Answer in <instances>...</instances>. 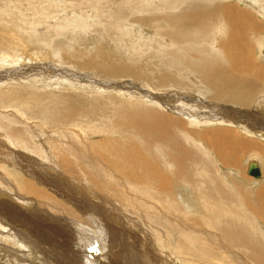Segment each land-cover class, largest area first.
I'll list each match as a JSON object with an SVG mask.
<instances>
[{"label":"rangeland","instance_id":"374dc122","mask_svg":"<svg viewBox=\"0 0 264 264\" xmlns=\"http://www.w3.org/2000/svg\"><path fill=\"white\" fill-rule=\"evenodd\" d=\"M214 8L215 17H205ZM195 13L199 24L181 18ZM234 23H247L243 37L250 45L237 64L226 48L230 32L239 30ZM260 56L264 0H0V210L26 214L30 225L21 227L28 236L22 241L20 229L0 219V264H101L89 249L104 264H151L146 255L156 250L137 241L147 227L161 242L162 264H264V86L249 97L207 86L212 98L204 87L182 92L191 89L185 75L198 73L180 66L185 58L193 69L207 59L208 70L215 63L230 79L263 85ZM84 58L101 67L82 65ZM124 63L132 70L110 73ZM145 70L169 71L188 86L149 88L137 73ZM140 81L143 92L134 90ZM161 113L176 121L169 141H149L150 130L162 125L149 121ZM223 130L231 147L242 148L240 158L220 149L230 157L223 161L211 148ZM179 147L199 158L181 172L171 168L182 158ZM252 160L260 180L247 175ZM191 170L198 181H182ZM38 227L44 236L52 234L47 227L55 230L58 241L47 246L33 233Z\"/></svg>","mask_w":264,"mask_h":264},{"label":"bare ground","instance_id":"6f19581e","mask_svg":"<svg viewBox=\"0 0 264 264\" xmlns=\"http://www.w3.org/2000/svg\"><path fill=\"white\" fill-rule=\"evenodd\" d=\"M231 1V0H230ZM246 1H248V0H243V2L244 3H246ZM251 2V1H250ZM198 7V6H197ZM201 7V6H200ZM202 8V7H201ZM193 10V9H192ZM206 10V9H205ZM209 10V9H208ZM210 10H214L212 13H208V14H206L205 15V17H207V16H210V17H215V10H217L216 8H214V9H210ZM199 11H201V10H199ZM203 11V10H202ZM206 12V11H205ZM192 13H193V11H192ZM200 13V12H199ZM191 14V13H190ZM181 18L182 19H185V20H192V19H195V20H193V24H199L200 23V20H201V15H197L196 13L195 14H193V15H186V14H181ZM48 19V18H47ZM247 17H246V22H247ZM41 20H42V18H41ZM44 20V19H43ZM46 20V19H45ZM44 20V21H45ZM185 24V23H184ZM235 25H238L239 26V30H236V29H234V31L236 32V33H231L230 32V39H229V44L227 45V49H228V51L230 52V54H231V56H232V64H237V63H241L242 62V58H245V50L248 52L250 49H249V47H250V45H248V43L246 44V42L244 41L245 39H244V37H243V35H245L244 34V29H245V27L247 28V23L246 24H243V26H241L240 24H238V23H234L233 24V26H235ZM232 26V27H233ZM261 27V26H260ZM108 28V27H107ZM109 29V28H108ZM107 29V30H108ZM228 29V28H227ZM252 29V28H251ZM80 30V29H79ZM89 30V29H88ZM87 30V31H88ZM106 30V29H105ZM244 30V31H243ZM254 30V29H253ZM219 31V30H218ZM217 31V32H218ZM106 33V32H105ZM223 35H225L224 33H222ZM217 36V35H216ZM196 37V36H195ZM104 38V37H103ZM116 38V37H115ZM199 39V38H198ZM201 40V39H200ZM226 40V39H225ZM123 41V40H122ZM127 41H128V43H129V40L127 39ZM127 41H124V42H127ZM123 42V43H124ZM262 42V41H261ZM99 43H100V41H99ZM120 43V42H119ZM131 43V42H130ZM114 44V43H113ZM127 44V43H126ZM135 44V43H134ZM121 45V44H120ZM119 45V46H120ZM221 45V44H220ZM219 45V46H220ZM223 45H224V43H223ZM222 45V46H223ZM245 45V46H244ZM125 46V45H124ZM130 46H132V45H130ZM130 46H128V44H127V46H125V47H130ZM121 48H122V46H121ZM225 49V48H224ZM234 49H236V50H238V52H235L234 51ZM125 50H128V49H125ZM130 50V49H129ZM128 52V51H127ZM215 52V51H214ZM213 52V53H214ZM225 52V51H224ZM129 53V52H128ZM200 53V52H199ZM227 54V53H226ZM213 56H214V54H213ZM230 56V55H229ZM215 57V56H214ZM226 57H227V55H226ZM229 58H231V57H229ZM229 58H228V60H229ZM92 60V61H91ZM206 60V61H205ZM199 62H197L196 64H195V67H194V69H193V66H192V64L185 58L182 62H180V66H181V68L185 71V72H197L198 73V75H197V77L194 75V74H192V76H189L188 75V73L185 75V79L186 80H190L191 79V81H190V84H189V86H190V90H188V91H184V90H181L182 92H196V93H200V92H202V89H203V87H204V93L208 96V97H210V98H212V96L213 95H215V94H213V92L214 91H216V90H224V91H226V93H228L229 92V94H230V92H235V93H239V94H241V95H244V96H247V97H249V96H251V95H253V94H257V92H259L260 91V86H262V88H263V86H264V84L262 85H259V82L257 81V80H254L253 78H251V79H237V78H228L226 75H225V70H224V68L223 67H218V66H216V64L215 63H212L211 64V69H209L208 70V68H207V65L205 64V62H207V61H210V60H207V59H202V60H198ZM203 61V62H202ZM231 61V60H230ZM260 61H264V58L263 57H261L260 56ZM187 62V63H186ZM229 62V61H228ZM82 65H84V66H86V65H94V66H97L98 68H99V66L101 67V65H100V63L99 62H97V61H95V60H93V59H91V58H84L83 59V61H82ZM103 65V64H102ZM223 66H225V65H223ZM110 67V66H109ZM108 67V68H109ZM118 67V68H117ZM117 67H110L109 68V70H110V73H111V71H113V72H115V73H118V72H125V71H128V70H132L131 69V67H130V65H128L127 63H124V64H122V65H118ZM218 67V68H217ZM227 68L229 69V67L227 66ZM106 70V69H105ZM262 71V73H264V69L263 70H261ZM109 73V74H110ZM137 73H139V77L140 78H143V79H145L147 82H149L148 83V85L149 84H152V85H149V88H150V86H152V87H154L153 86V84L154 85H161V84H163V85H167V86H172V85H174V87H177V88H184V87H187L188 85H187V81H185V80H182V79H174L173 78V76L170 74V72L168 71L167 73H165V74H157V75H155V74H152V73H147L146 72V70H145V72L144 71H138ZM112 74V73H111ZM81 75V74H80ZM84 75V74H83ZM74 76H76V75H74ZM229 77H233L232 76V74H229L228 75ZM157 77V78H156ZM82 78H84V77H82ZM84 79H86L87 81H88V79L87 78H84ZM201 79H203L205 82L204 83H201V84H199L198 82H200L201 81ZM89 82H95V81H89ZM146 83H142V81H140V83H137V82H135V86L134 87H136V86H138L139 88H134L133 86H131V87H129V90H127V91H132V90H130V89H133L134 88V90H136V91H140V92H143L142 91V88H145V87H143L144 85H145ZM100 85V87H104L103 85H101V84H99ZM109 85V84H108ZM107 85V86H108ZM113 86H115V88H114V90H116L117 89V87H119L120 88V86H119V84H118V82H114L113 83ZM140 86H141V88H140ZM206 86L207 87H212L213 89H210V90H212L213 92H212V96L211 95H209L208 93H207V88H206ZM122 88H125L126 86H121ZM171 88V87H170ZM193 89V90H192ZM104 90V89H103ZM106 90V89H105ZM160 90V89H159ZM117 91H118V89H117ZM121 91V90H120ZM180 91V92H181ZM140 92H138V93H140ZM150 91H148V95H150L151 93H149ZM222 92V91H221ZM217 93V92H216ZM220 93V92H219ZM226 93L225 94H223V95H226ZM218 94V93H217ZM123 95V94H122ZM221 95V94H220ZM219 95V96H220ZM222 95V96H223ZM257 95H259V93L257 94ZM154 96V95H153ZM232 95H230L229 97H231ZM139 97V96H138ZM188 97V96H187ZM217 97V96H216ZM246 97V98H247ZM221 99V98H220ZM225 99H226V97H225ZM222 100V99H221ZM238 100V99H237ZM250 100V99H249ZM223 101V100H222ZM191 102V101H190ZM194 102V101H193ZM196 102H197V100H196ZM242 101H240V103H241ZM256 104V103H255ZM202 110V109H201ZM240 112V111H239ZM180 116V115H179ZM179 121V123H182L183 121L182 120H178ZM150 123H157V122H160V123H162V125H161V127L159 128V129H156V130H150L151 132L149 133V134H147V137H146V139L147 140H149V141H151L152 140V136H153V142L155 141V142H161V141H169V134H170V132H171V128H172V126H175V123H176V121H175V119L171 116V115H167V114H163V113H161V114H158L157 116H156V118L154 119V120H152V121H149ZM230 122V121H229ZM232 122V121H231ZM5 123V122H4ZM130 125H128V126H132V129H133V125H132V123H130V122H128ZM125 126H126V124H125ZM36 130V129H35ZM34 131V130H33ZM211 131V130H210ZM222 131V130H221ZM35 132V131H34ZM15 133V132H14ZM17 133H19V132H17ZM38 134V133H37ZM200 134V133H199ZM215 135H216V138L215 137H213V139H212V144H210V146H212L211 148L212 149H215V151L218 153V155L220 156V158L224 161H226V162H228L230 159V157L229 158H226V156H228L230 153H234V157L236 156V157H239V154H237L238 153V151L239 150H241L242 148H239V147H235V148H233V147H231L232 146V139L230 138V135L228 134V133H225V131L223 130V132H215ZM19 136H22V134L21 135H19ZM209 137V136H208ZM211 139V138H210ZM209 140V139H208ZM211 141V140H210ZM158 144V143H157ZM162 144V143H161ZM162 146V145H161ZM163 147V146H162ZM183 147V146H182ZM182 147H179L178 149H175V151L177 152V153H179V155L180 156H182V158H179V165H177V166H174V165H172V167L171 168H176L178 171H182V165L183 164H185L186 162H187V160H189V161H192V164L193 163H198L199 162V158L196 156V155H192V153H188V149H182ZM242 147V146H241ZM220 149H223V151H224V149L226 150V153H229V154H226V156L221 152V153H219L220 152ZM167 157V156H166ZM240 158V157H239ZM84 159H87V157H84ZM90 158H88L87 160H89ZM236 159V158H235ZM252 161H255L256 163H257V166L259 167V169H260V172H261V177L260 178H255V177H252V176H249L248 174V176L249 177H252V178H254L255 180H260V179H262L263 178V173H262V170H261V167H260V165H259V162L257 161V160H252ZM251 161V162H252ZM171 162V161H170ZM203 162H204V164L205 163H207L208 162V160H203ZM250 162V163H251ZM89 163H90V165H93L94 164V162H90L89 161ZM139 163H141V162H139ZM138 163V164H139ZM249 163V164H250ZM137 164V163H136ZM200 164V163H199ZM146 166V165H145ZM192 166V165H191ZM249 166V165H248ZM156 167V166H155ZM158 167V166H157ZM140 168H141V166H140ZM147 169V168H146ZM151 169V168H150ZM159 170V169H158ZM141 171V170H140ZM139 171V172H140ZM248 171V170H247ZM137 172H138V170H137ZM142 172H145L144 171V169H143V171ZM151 174H154L155 173V170L153 171V172H150ZM161 173H163V172H161ZM32 174V173H31ZM37 174V172H35V174H33L34 176ZM146 174V173H145ZM149 174V173H148ZM150 174V175H151ZM191 174V175H190ZM190 174H185V175H183L182 177H181V180L183 181V180H185V178L187 179V180H185V181H188L190 184H193L194 182H197L198 180H197V177H196V173L193 171V170H191V172H190ZM38 175V174H37ZM40 175V174H39ZM147 175V174H146ZM158 175V174H157ZM163 175V174H162ZM2 176V175H1ZM41 176V175H40ZM138 176H140V175H138ZM143 176L145 177V175H144V173H143ZM159 176V175H158ZM41 177H43V176H41ZM148 177V176H147ZM147 177L145 178V179H147ZM150 177V176H149ZM160 177V176H159ZM165 176H163V177H161L162 179L164 178ZM137 178V177H136ZM140 178H141V176H140ZM158 178V177H157ZM156 178V179H157ZM167 178H169L168 176L165 178V179H167ZM5 179V178H4ZM48 179V178H47ZM153 179V178H152ZM160 179V178H159ZM140 179H138V181H139ZM149 180V179H148ZM155 180V179H154ZM158 180V179H157ZM168 180V179H167ZM166 180V181H167ZM149 181H151V179L149 180ZM156 181V180H155ZM4 182V181H3ZM141 182V181H140ZM156 182H158V181H156ZM160 182V181H159ZM164 182V181H163ZM160 182V184H161V186H162V191H169V189L167 188V189H165L166 187H167V183L166 182ZM155 183V182H154ZM152 185H153V183H152ZM159 185V184H158ZM35 186V185H34ZM55 186V185H54ZM156 186V185H155ZM154 186V187H155ZM153 187V189H155ZM157 187V186H156ZM160 187V186H159ZM158 187V188H159ZM59 188L64 192V193H67V194H70V193H72V189H68V188H64V187H62V186H59ZM74 188V187H73ZM146 188V187H145ZM161 188V187H160ZM160 188H159V190H160ZM25 189H27V188H25ZM34 189V188H33ZM148 189V188H147ZM150 189V188H149ZM153 189H150L151 191H153L155 194H156V197H158L159 195L158 194H160L159 193V191L157 190V191H154ZM37 190V189H36ZM50 191H54L55 192V187L54 188H52V187H50V189H49ZM220 190V195L222 196V197H224L225 195H227V193L225 192V189L224 188H220L219 189ZM28 191V190H27ZM32 191V190H31ZM39 191H41V190H39ZM38 191V192H39ZM43 191V190H42ZM207 191V190H206ZM28 192H30V191H28ZM26 193V192H25ZM42 193V192H41ZM46 193V197H48L47 196V192H45ZM52 193V192H51ZM59 193V192H58ZM169 193H165V192H163L162 193V195H168ZM43 195V194H42ZM49 195V194H48ZM158 195V196H157ZM208 194H207V192L204 194V199H207V196ZM257 195V194H256ZM51 196V195H50ZM161 196V195H160ZM45 197V198H46ZM49 198V197H48ZM27 199V198H26ZM212 202H213V199H210ZM20 201V200H19ZM19 201H17V202H19ZM23 201V200H22ZM40 201V200H39ZM43 201H46V200H43ZM42 201V202H43ZM264 201V200H263ZM16 202V203H17ZM21 202V201H20ZM81 202V201H80ZM256 202V201H255ZM30 202L29 201H27L26 203H25V201H24V204H29ZM2 204V203H1ZM12 204V203H11ZM15 204V203H14ZM46 204V203H45ZM19 205L20 204H18V208H19ZM31 205V204H30ZM34 205V204H33ZM204 205H206V201H204ZM5 206V205H4ZM46 206V205H45ZM10 207H12V206H9V208ZM5 208V207H4ZM41 208V207H40ZM55 208V207H54ZM12 210V209H11ZM61 210V209H60ZM17 211V210H16ZM93 211V210H92ZM9 212H11V211H9L8 209L7 210H0V219L2 220V221H7V222H11L14 226H16V228H18V229H20V231H18V234H17V230H16V234H17V236H18V238L20 239V240H25V239H28V236L22 231V229L23 228H21L23 225H27V226H30L29 224H28V220H27V215L26 214H23V213H21L19 216H16V215H13L14 214V212L12 211L11 213H9ZM29 212V211H28ZM67 212V211H66ZM26 213V212H25ZM68 213V212H67ZM52 214V213H51ZM57 214H58V212H57ZM69 214V213H68ZM73 214V213H72ZM76 214V213H75ZM93 214H94V211H93ZM106 214H110V213H106ZM55 215H56V213H55ZM70 215V214H69ZM31 216V215H30ZM30 216H29V218H30ZM71 216V215H70ZM73 216H74V214H73ZM94 216V215H93ZM93 216H92V218H93ZM128 216V215H127ZM78 218V217H77ZM94 219V218H93ZM25 222V224H24V222ZM31 221V220H30ZM138 221H140V223L141 224H146V221L145 220H143L142 218H139L138 219ZM5 222H4V224H5ZM68 222V221H67ZM84 222V221H83ZM118 222V221H117ZM122 222V221H121ZM2 223V222H1ZM9 224V223H8ZM9 225H11V224H9ZM51 225V224H50ZM49 225V226H50ZM76 225V224H75ZM74 226V225H73ZM1 227V226H0ZM3 227V226H2ZM1 227V228H2ZM24 227V226H23ZM35 227V226H34ZM43 227H45V226H43ZM4 228V227H3ZM41 228H42V226H41ZM32 229V228H31ZM47 229H49V231H50V233H52V234H50V235H47L46 234V236H44L43 235V233H42V230L40 229V227H38V228H36V229H34V234L39 238V240H41L42 242H44L45 244H47V246H49V245H51V244H53V243H55V241L57 240V235H55V230H53L52 228H50V227H47ZM54 229H56L55 227H54ZM68 229V228H67ZM74 231V230H73ZM85 233H86V230L84 231ZM143 232H146V234H143L144 236H140V238H138L137 239V241L140 243V244H142L143 243V239H145V241H146V243H148L149 244V246H151V247H153L155 250H156V252L154 253V254H152L151 252H149V258L147 257V255H146V259L151 263V264H162V259H163V256H162V254H163V250H162V248H161V242L159 241V238L157 237V236H155V235H153V232L151 231V229H150V227H147V229H145ZM49 233V232H48ZM82 233V232H81ZM80 235V234H79ZM84 235H86V234H84ZM82 238V237H81ZM84 238V237H83ZM97 238V237H96ZM59 239V238H58ZM61 239H63V238H61ZM32 240V239H31ZM64 240V239H63ZM26 241V240H25ZM58 241V240H57ZM159 241V242H158ZM63 242V241H62ZM80 243V242H79ZM63 245V244H62ZM67 245V244H66ZM199 245V244H198ZM53 246V245H52ZM75 247L76 246H78L79 248H80V246L79 245H74ZM88 246V245H87ZM142 246V245H141ZM177 246H180V245H178L177 244ZM204 246V245H203ZM33 247V246H32ZM39 247V246H38ZM56 247V246H55ZM96 248H97V246H95ZM130 247V246H129ZM70 248V247H69ZM85 248H86V245H85ZM57 249V248H56ZM81 249V248H80ZM87 249H89V247L87 248ZM133 249H135L136 250V248H133ZM45 250V249H44ZM63 250V249H62ZM0 251H2V250H0ZM10 251V250H9ZM79 252V251H78ZM89 252L93 255V257H95V259L96 260H98V262L99 263H101V264H104V262H103V260L104 259H102V258H100V256H99V254H98V251L97 252H95V251H93L92 249H89ZM13 253V252H12ZM112 253V252H111ZM141 253V252H140ZM125 254V253H124ZM143 254V253H142ZM134 255V254H133ZM84 256V255H83ZM142 256V255H141ZM128 258V257H127ZM23 259V258H22ZM137 261V260H136ZM48 262V261H47ZM86 263V262H85ZM124 263H125V261H124ZM128 264H130V263H132V264H135V261H132L131 260V262L129 263V262H127ZM47 264V263H46ZM191 264V263H190Z\"/></svg>","mask_w":264,"mask_h":264},{"label":"water","instance_id":"95a60500","mask_svg":"<svg viewBox=\"0 0 264 264\" xmlns=\"http://www.w3.org/2000/svg\"><path fill=\"white\" fill-rule=\"evenodd\" d=\"M247 174L249 176H252V177H255V178H260L261 177L260 169L257 166V163L255 161H252L249 164Z\"/></svg>","mask_w":264,"mask_h":264}]
</instances>
